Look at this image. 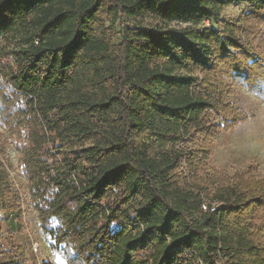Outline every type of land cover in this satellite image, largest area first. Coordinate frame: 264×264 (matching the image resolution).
Instances as JSON below:
<instances>
[{
  "label": "trees",
  "instance_id": "trees-1",
  "mask_svg": "<svg viewBox=\"0 0 264 264\" xmlns=\"http://www.w3.org/2000/svg\"><path fill=\"white\" fill-rule=\"evenodd\" d=\"M239 4L264 15V0H0V39L31 34L6 54L0 125L67 264H264L252 228L264 180L218 185L184 170L183 146L205 133L211 111L226 131L248 119L218 107L220 63L237 58L228 77L245 72L264 94L257 55H235L246 47L241 22H221ZM148 13L191 26L123 27L117 44L102 29L108 16ZM4 155L0 142V218H20ZM210 187L216 206L203 199ZM2 249L0 237V264H23Z\"/></svg>",
  "mask_w": 264,
  "mask_h": 264
},
{
  "label": "rangeland",
  "instance_id": "rangeland-1",
  "mask_svg": "<svg viewBox=\"0 0 264 264\" xmlns=\"http://www.w3.org/2000/svg\"><path fill=\"white\" fill-rule=\"evenodd\" d=\"M246 5H232L226 7L221 13V22L239 21L242 24V40L246 47L235 54L242 59L257 55L255 63L264 66V15H249ZM241 20V21H240ZM191 26L178 22H169L148 13L140 17L108 16L104 19L102 29L106 36L113 39L114 43L120 42L119 31L123 28L149 29L151 31L170 28L182 29ZM209 22L201 23L198 28H208ZM26 31L17 40L0 39V62L3 66L0 72L8 65L6 54L11 50H18L25 46V40L30 37ZM233 60L226 64H219L216 76L217 94L222 100L219 108L233 113L234 110L247 116V120L238 124L232 130L226 131L220 128L219 120L213 111L208 115L209 121L204 129L205 133L194 134L190 141L183 146L186 150V160L189 162L184 167L187 174L191 172L203 181L211 180L217 184L236 181L237 176H245L246 179L264 180V94L253 91L244 82V75H231ZM238 60V59H237ZM251 62V61H250ZM249 62V63H250ZM245 70H248L245 68ZM4 83L0 81V87ZM263 90H264V85ZM1 92V91H0ZM2 94V93H0ZM218 108V109H219ZM222 129V130H221ZM0 142L5 145L4 160L8 175L12 184L20 192L18 202L20 218L11 216L2 211L0 218V237L3 251L15 257L23 264H43L50 261L51 264H67L59 248L54 247V238L44 231L39 211L35 209L32 201L29 184L19 167L20 154L16 149V139L10 137L8 130L0 125ZM82 146L75 141L70 146L61 150V154H68L70 150ZM57 160H61L62 157ZM193 180V179H192ZM215 188L210 187V193H203L206 204L214 202ZM260 207V206H259ZM254 213V212H253ZM252 213V216H253ZM254 216L253 230L258 236V241L264 245V216L262 208ZM251 216V218H252ZM51 224L57 226L58 222L51 219Z\"/></svg>",
  "mask_w": 264,
  "mask_h": 264
},
{
  "label": "built area",
  "instance_id": "built-area-1",
  "mask_svg": "<svg viewBox=\"0 0 264 264\" xmlns=\"http://www.w3.org/2000/svg\"><path fill=\"white\" fill-rule=\"evenodd\" d=\"M203 210L204 211H207V207L206 206H203ZM214 210V209H213Z\"/></svg>",
  "mask_w": 264,
  "mask_h": 264
}]
</instances>
